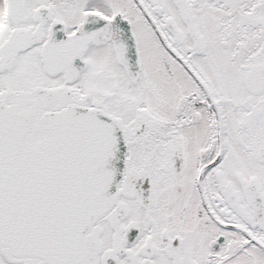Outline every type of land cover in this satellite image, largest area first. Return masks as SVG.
Here are the masks:
<instances>
[{"label":"snow or ice","instance_id":"obj_1","mask_svg":"<svg viewBox=\"0 0 264 264\" xmlns=\"http://www.w3.org/2000/svg\"><path fill=\"white\" fill-rule=\"evenodd\" d=\"M0 264H264V0H0Z\"/></svg>","mask_w":264,"mask_h":264}]
</instances>
